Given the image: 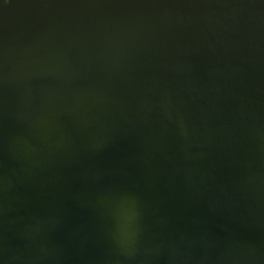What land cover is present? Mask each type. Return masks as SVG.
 <instances>
[{"label": "water", "instance_id": "95a60500", "mask_svg": "<svg viewBox=\"0 0 264 264\" xmlns=\"http://www.w3.org/2000/svg\"><path fill=\"white\" fill-rule=\"evenodd\" d=\"M0 264H264V0H0Z\"/></svg>", "mask_w": 264, "mask_h": 264}]
</instances>
